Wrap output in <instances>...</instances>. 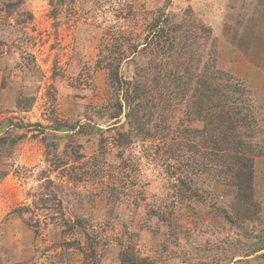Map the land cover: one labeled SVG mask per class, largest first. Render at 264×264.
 Returning <instances> with one entry per match:
<instances>
[{
	"label": "rangeland",
	"instance_id": "rangeland-1",
	"mask_svg": "<svg viewBox=\"0 0 264 264\" xmlns=\"http://www.w3.org/2000/svg\"><path fill=\"white\" fill-rule=\"evenodd\" d=\"M262 70L264 0H0V264H264Z\"/></svg>",
	"mask_w": 264,
	"mask_h": 264
},
{
	"label": "trees",
	"instance_id": "trees-1",
	"mask_svg": "<svg viewBox=\"0 0 264 264\" xmlns=\"http://www.w3.org/2000/svg\"><path fill=\"white\" fill-rule=\"evenodd\" d=\"M216 72H217V70H216ZM223 105L224 104H222L221 102L213 101V103L211 104V110L216 112V114H215L216 120H219V118H223V119H227L228 118L229 123L227 122L226 126H223L224 128L219 132L220 134L218 133V137H219V135H221L220 137H221V140L223 141V145H226V144L229 143V140H227V137L231 136V138H232V136L236 134V132L234 131L235 127H236V124H235V122H234V124L232 122V119H233L232 112L233 111H231V112L227 111L224 114H222V106ZM211 116H213V115L211 114ZM213 131H212V135L216 136L217 133L215 134ZM241 143H242V141H241ZM248 147L249 146H247V148ZM223 150H224V148H223ZM245 151L248 154L249 151H247V150H245ZM240 153L242 154V152H240ZM227 154H229V153H227ZM234 156H236V158H237V154L236 155L234 154ZM251 157H252V154L248 155L246 157V163H242V165H243L241 167L242 171L241 172H237L234 175V180L236 182V185H237L238 189H240V191L242 189H245V188H248V189L251 188V172H250L251 168H252ZM230 169L232 170L233 168L230 167Z\"/></svg>",
	"mask_w": 264,
	"mask_h": 264
},
{
	"label": "crops",
	"instance_id": "crops-1",
	"mask_svg": "<svg viewBox=\"0 0 264 264\" xmlns=\"http://www.w3.org/2000/svg\"><path fill=\"white\" fill-rule=\"evenodd\" d=\"M259 70H260V72H261V68H259ZM263 71V70H262ZM260 78H258L255 82H258L259 84H261L262 86H264V71H263V73H260ZM259 80V81H258ZM260 81H262V82H260ZM261 85H259V89H257V90H260L261 89ZM260 91H262V90H260ZM263 110H264V108H263Z\"/></svg>",
	"mask_w": 264,
	"mask_h": 264
}]
</instances>
